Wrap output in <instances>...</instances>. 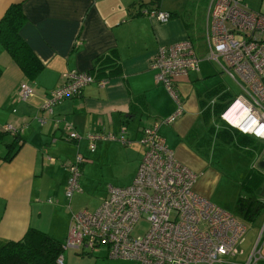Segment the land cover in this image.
Instances as JSON below:
<instances>
[{"label":"crops","instance_id":"obj_1","mask_svg":"<svg viewBox=\"0 0 264 264\" xmlns=\"http://www.w3.org/2000/svg\"><path fill=\"white\" fill-rule=\"evenodd\" d=\"M191 1L0 0V17L10 4H19L24 16L19 37L41 63L32 77L26 76L0 41V248L20 238L28 227L62 242L70 216L76 212L70 209L69 200L78 191L65 196L67 164L81 156L79 174L89 181L100 153L115 146L129 162L119 172L122 179L115 176L114 183H129L141 158L136 156L141 146L137 138L145 125L156 122L167 147L188 167L203 160L186 146V138L194 136L199 123L203 127L208 121L202 111L208 109L209 115L216 116L213 105L225 104V94L230 89L207 88L205 100L188 77H177L175 87L182 112L171 122H164L162 119L177 108V102L161 83L154 81L149 67L158 45L185 37L191 39L188 18H199L209 0H194L198 3L192 7ZM199 2L203 4L198 6ZM152 5L168 10L170 17L158 21L141 13V7ZM190 25L192 30L191 21ZM68 69L87 71L104 81L85 83L78 94L60 98L48 112L42 108L44 101ZM21 81L33 87L26 99H20L17 93ZM4 123L18 128L17 134L5 131ZM220 125L217 123V128ZM121 128L124 142L96 138L93 150H76L81 142L88 147L86 133L116 136ZM71 130L78 136L68 137ZM132 142L134 147H129ZM88 159L92 162L87 163ZM196 179L197 176L192 188L202 195ZM63 251V264H68L72 255ZM95 255L106 257L103 248Z\"/></svg>","mask_w":264,"mask_h":264},{"label":"built area","instance_id":"obj_2","mask_svg":"<svg viewBox=\"0 0 264 264\" xmlns=\"http://www.w3.org/2000/svg\"><path fill=\"white\" fill-rule=\"evenodd\" d=\"M140 11L158 21L167 20L171 14L156 5L143 6ZM201 43L205 58L216 61L238 89L217 112L218 119L264 142V13L250 9L243 0H209ZM202 58L189 37L158 45L149 67L154 81L161 83L177 102V108L162 121L171 122L182 112L175 80L198 70ZM93 80L98 84L104 81L87 71L68 69L42 108L51 112L54 102L78 94L85 83ZM17 93L20 99H26L33 87L21 81ZM14 127L12 123L2 126L5 131L18 132ZM76 136L75 130L68 132V137ZM85 136L89 150H93L96 138L125 141L123 128L116 136L94 132ZM137 142L142 155L131 181L106 184L94 210L71 214L56 264H63L62 251L66 248L86 252L96 247H103L109 257L130 258L138 264H264L258 245L264 218L250 252L243 260H237L241 253L238 244L245 231L241 219L193 190L197 174L167 147L156 122L141 128ZM263 152L264 146L257 158ZM81 160L77 155L67 164V198L72 191L80 190ZM142 217L148 227L133 234L134 225Z\"/></svg>","mask_w":264,"mask_h":264},{"label":"rangeland","instance_id":"obj_3","mask_svg":"<svg viewBox=\"0 0 264 264\" xmlns=\"http://www.w3.org/2000/svg\"><path fill=\"white\" fill-rule=\"evenodd\" d=\"M243 1L250 9L259 10L264 13V0ZM197 3L198 1H191V7ZM201 4H203V2H199L198 6ZM201 12L202 13L199 18L191 16L188 18V32L194 47H196V52L200 53L203 58L200 59L198 63L199 69L195 72L189 71L188 75H185L184 77H188L187 80L189 79V82L198 89L197 91L204 96L205 100L208 96H205L204 90L212 86L216 88L230 89V92L225 94L226 99H229L234 95V93L238 92V89L231 81L230 77L228 78L225 73L220 71L219 65L216 61L205 58V51L203 50V45L201 43L204 37L205 11ZM190 21L192 23V30ZM209 116L208 121L203 124V127L201 126V123H199V126L195 129L193 137L186 138V146H189L192 151L196 152L197 156L203 159L198 160V162H192L193 164L190 167L196 172L201 170L204 172L202 174L197 173L196 185L200 188L199 193L205 196L217 207L235 215L234 205L239 193V181L242 180L246 169L249 166L258 165L259 158H257V156L261 151L257 152L256 150H253L251 152L249 150V152H247L244 150V147L220 140L215 133L208 132V127H211L212 125L214 132H216L218 129L217 123L228 126L218 119L217 113L216 116ZM254 141L256 142L258 139ZM262 143L264 146L263 141ZM134 145L135 143L132 142V144L128 146L134 147ZM77 146L76 150L79 153L84 150L89 151L85 142H81ZM136 147H139V145L137 144ZM124 148H127V146H124ZM141 150L142 147L140 146L136 152L137 158L141 156ZM134 156L135 154L132 155V157ZM86 161L87 163H90L92 162V159H88ZM128 162L129 161L125 158L122 151L116 149L115 146H111L109 151H102L100 153V159L94 163V166L91 169V173L88 178L89 181H84L82 174H79L78 185L80 190L74 192L70 197V209L72 211L83 209L94 210L99 204L100 198L106 191V184H116L114 183L115 176H117L118 179H122L120 178L121 175L119 172L126 166V164H128ZM198 167H200V169H198ZM64 201L66 202L67 200L65 199ZM64 210L66 209L64 208ZM263 218L264 209L260 211L254 220H241L245 224V231L238 244L239 248L243 251H241L237 257L240 260H243L250 252L260 231ZM147 227L148 223L142 217L134 225L132 233L140 234ZM258 245H260L261 252L264 254V231L261 234ZM63 252L64 254L69 252L72 255L68 264H138L134 259L107 256L103 257L101 255L96 256L95 254H98L99 252L101 253V247H96L90 254L83 253L78 248H66Z\"/></svg>","mask_w":264,"mask_h":264},{"label":"trees","instance_id":"obj_4","mask_svg":"<svg viewBox=\"0 0 264 264\" xmlns=\"http://www.w3.org/2000/svg\"><path fill=\"white\" fill-rule=\"evenodd\" d=\"M23 20L24 16L19 4H10L0 17V41L22 72L32 77L41 68V63L24 39L19 37L18 30ZM206 94L208 93L205 92ZM223 106L224 104L217 102L213 105L212 111L218 112ZM209 113L206 109L202 111V116L208 119ZM208 130L213 131V125ZM214 133L220 140L240 145L247 152L249 150L259 152L263 147L262 141L255 142L256 139L252 136L225 125H220ZM263 183L262 169L249 166L244 177L239 181V193L234 205L235 215L239 219L254 220L264 209V196L259 193ZM61 249L60 240L46 232L28 227L20 238L9 241L0 248V264H56V255ZM81 252L91 251L81 250Z\"/></svg>","mask_w":264,"mask_h":264},{"label":"water","instance_id":"obj_5","mask_svg":"<svg viewBox=\"0 0 264 264\" xmlns=\"http://www.w3.org/2000/svg\"><path fill=\"white\" fill-rule=\"evenodd\" d=\"M258 167L264 169V152L261 158L258 160ZM260 195L264 196V183L259 191Z\"/></svg>","mask_w":264,"mask_h":264}]
</instances>
